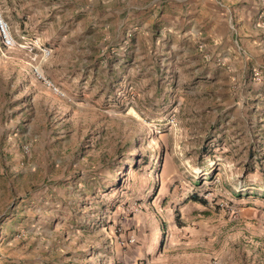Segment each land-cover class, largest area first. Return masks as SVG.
Segmentation results:
<instances>
[{
    "label": "rangeland",
    "instance_id": "374dc122",
    "mask_svg": "<svg viewBox=\"0 0 264 264\" xmlns=\"http://www.w3.org/2000/svg\"><path fill=\"white\" fill-rule=\"evenodd\" d=\"M2 1L0 264H264V0Z\"/></svg>",
    "mask_w": 264,
    "mask_h": 264
},
{
    "label": "built area",
    "instance_id": "2783aa9c",
    "mask_svg": "<svg viewBox=\"0 0 264 264\" xmlns=\"http://www.w3.org/2000/svg\"><path fill=\"white\" fill-rule=\"evenodd\" d=\"M0 43L5 49L15 48L17 42L12 36L8 23L3 17V1L0 0ZM37 78L44 83V85L58 95H63L60 89L48 79L41 71L36 70Z\"/></svg>",
    "mask_w": 264,
    "mask_h": 264
},
{
    "label": "trees",
    "instance_id": "16d2710c",
    "mask_svg": "<svg viewBox=\"0 0 264 264\" xmlns=\"http://www.w3.org/2000/svg\"><path fill=\"white\" fill-rule=\"evenodd\" d=\"M193 199H195L196 202H201V203L204 202L202 201V199H197L196 197H193Z\"/></svg>",
    "mask_w": 264,
    "mask_h": 264
}]
</instances>
